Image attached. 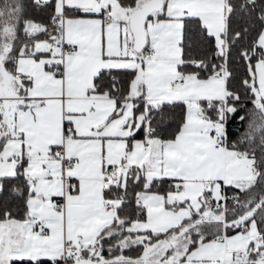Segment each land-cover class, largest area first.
I'll return each instance as SVG.
<instances>
[{"label":"snow or ice","instance_id":"1","mask_svg":"<svg viewBox=\"0 0 264 264\" xmlns=\"http://www.w3.org/2000/svg\"><path fill=\"white\" fill-rule=\"evenodd\" d=\"M0 264H264V0H0Z\"/></svg>","mask_w":264,"mask_h":264}]
</instances>
